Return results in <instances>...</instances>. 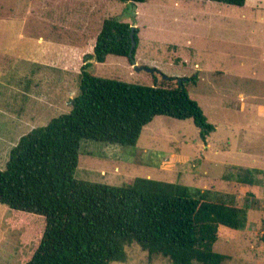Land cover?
<instances>
[{"label":"rangeland","instance_id":"rangeland-1","mask_svg":"<svg viewBox=\"0 0 264 264\" xmlns=\"http://www.w3.org/2000/svg\"><path fill=\"white\" fill-rule=\"evenodd\" d=\"M260 3L232 11L211 0H0V168L30 129L71 110L84 56L93 53L104 19L127 22L138 10L135 60L153 71L138 70L116 54L89 70L149 86L167 77H175L169 82L176 86L188 78L190 97L216 129L205 142L191 118L159 115L136 146L83 140L75 177L112 185L149 177L212 189L236 205H249L247 227L220 226L214 249L229 256L225 264H264V0ZM195 75L197 81H189ZM21 109L32 124H18ZM238 167L260 169V183L239 182ZM44 228L43 216L0 203V264L28 262ZM127 254L126 262L111 264H170L163 258L150 262L136 243Z\"/></svg>","mask_w":264,"mask_h":264},{"label":"trees","instance_id":"trees-1","mask_svg":"<svg viewBox=\"0 0 264 264\" xmlns=\"http://www.w3.org/2000/svg\"><path fill=\"white\" fill-rule=\"evenodd\" d=\"M211 1L231 8L246 2ZM132 26L116 16L104 19L93 53L84 56L71 110L23 135L0 168V203L45 220L38 247L25 264L126 262L127 247L135 243L150 262L163 258L170 264H225L229 256L214 249L220 226L247 227L250 206L218 197L212 189L142 176L123 185L75 177L83 140L136 146L145 126L159 115L191 118L204 141L216 129L184 83L170 84L175 77L149 86L89 70L110 54L131 61ZM134 37L135 56L138 27ZM197 79L195 75L189 81ZM238 170L239 182L260 183V169Z\"/></svg>","mask_w":264,"mask_h":264},{"label":"crops","instance_id":"crops-1","mask_svg":"<svg viewBox=\"0 0 264 264\" xmlns=\"http://www.w3.org/2000/svg\"><path fill=\"white\" fill-rule=\"evenodd\" d=\"M145 2H147V0L145 1ZM145 2H139V3H145ZM261 0H246V2H245V5L243 6V7H241V8H244V7H248V6H250L249 4H251V5H254L253 7H255V8H259L260 7V5H261ZM135 6H137V5H135ZM226 8H231V7H226ZM233 10H235L234 8H232V11ZM235 12V11H234ZM138 15H140V13H139V11L137 10V11H135V13H134V16L133 17H135V18H130V20H127V22H129V23H131L133 26H135V27H138V19H137V16ZM107 18V17H106ZM135 20H137V21H135ZM103 23V22H102ZM139 28V27H138ZM139 40H141V38H140V28H139ZM83 63V62H82ZM94 63L96 64L97 62H95L94 61ZM93 63V64H94ZM94 64V65H95ZM61 110V109H60ZM25 111V109L23 110V109H21L20 110V113H19V116H21V117H19V119L18 118H16V120L17 121H19L18 122V124H22V123H26L27 122V124H32L33 122H30L29 121V119H28V117H27V115L25 116L22 112H24ZM63 111V110H62ZM22 113V114H21ZM18 117V116H17ZM50 121V120H49ZM48 121V122H49ZM47 122V123H48ZM34 125H32V127H33ZM31 127V128H32ZM36 128V127H35ZM32 129H30V131H31ZM205 142H209L208 141V138H207V140L205 141ZM206 147H209V148H211V146H210V143H208V144H206L205 145Z\"/></svg>","mask_w":264,"mask_h":264},{"label":"water","instance_id":"water-1","mask_svg":"<svg viewBox=\"0 0 264 264\" xmlns=\"http://www.w3.org/2000/svg\"><path fill=\"white\" fill-rule=\"evenodd\" d=\"M134 32H135V26H132V31H131L132 47H131V51H130L131 61H132L133 65H134V67H135L136 69H138V70H139V69H146V70L152 72L153 69L148 68V67H140V66L137 64L136 60H135V56L133 55V49L135 48L137 42H136L135 37H134ZM186 80H188V78H180V79H179V83H180V84H183L184 81H186Z\"/></svg>","mask_w":264,"mask_h":264}]
</instances>
